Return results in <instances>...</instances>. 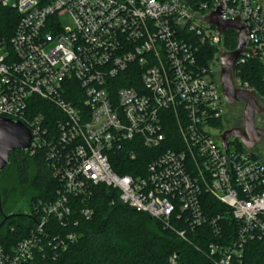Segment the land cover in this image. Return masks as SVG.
Wrapping results in <instances>:
<instances>
[{
	"label": "built area",
	"instance_id": "built-area-1",
	"mask_svg": "<svg viewBox=\"0 0 264 264\" xmlns=\"http://www.w3.org/2000/svg\"><path fill=\"white\" fill-rule=\"evenodd\" d=\"M219 3L222 19L246 27L234 66L264 64V0H14V32L0 37V117L29 129L28 150H43L58 187L33 204L26 236L0 243V264H42L66 250L99 184L179 238L204 240L209 264H243L247 241L264 242V160L239 141L223 147L216 125L225 32L200 18ZM235 73L236 87L252 89ZM116 161L134 173L116 172Z\"/></svg>",
	"mask_w": 264,
	"mask_h": 264
},
{
	"label": "trees",
	"instance_id": "trees-1",
	"mask_svg": "<svg viewBox=\"0 0 264 264\" xmlns=\"http://www.w3.org/2000/svg\"><path fill=\"white\" fill-rule=\"evenodd\" d=\"M41 3L47 0H39ZM18 15L9 6L0 5V37L10 38L14 32ZM235 33L227 30L223 36V48H235ZM205 60L212 61L216 48H205ZM236 78L255 90L264 101V64L250 59L242 65H235ZM222 119V118H221ZM221 119L216 125L219 127ZM241 148L237 139L231 140ZM118 159L130 162L123 152ZM133 162L143 164L141 156ZM132 162V163H133ZM118 173L133 174L131 167H119ZM130 165V164H129ZM58 182L53 178L51 167L43 150L30 153L14 150L9 154L8 165L0 171V243L10 248L26 236L34 224L32 207L37 201H51L55 197ZM93 209L89 220L79 219L75 227L77 239L60 251L55 258L42 264H209L204 254V240L193 238L185 241L162 222L145 212L136 211L122 203L116 190L97 185L88 201ZM209 204L220 207L209 198ZM227 221H232L230 218ZM234 225V223H233ZM243 264H264V242L249 240L245 244Z\"/></svg>",
	"mask_w": 264,
	"mask_h": 264
},
{
	"label": "water",
	"instance_id": "water-1",
	"mask_svg": "<svg viewBox=\"0 0 264 264\" xmlns=\"http://www.w3.org/2000/svg\"><path fill=\"white\" fill-rule=\"evenodd\" d=\"M221 4L211 10L208 15L200 18L207 26H214L220 34L227 30L235 33V48L224 50L218 55V82L226 105L236 102L243 103L241 126L232 127L219 134L223 147L229 139H237L247 149H252L261 139H264V129L255 125L254 116L264 114V104L259 102L254 89L236 87L234 62L240 56L247 40L246 27L238 16L222 19ZM31 142L29 129L19 120L0 117V171L9 163V154L14 150L26 152Z\"/></svg>",
	"mask_w": 264,
	"mask_h": 264
},
{
	"label": "rangeland",
	"instance_id": "rangeland-1",
	"mask_svg": "<svg viewBox=\"0 0 264 264\" xmlns=\"http://www.w3.org/2000/svg\"><path fill=\"white\" fill-rule=\"evenodd\" d=\"M9 6H12L14 4V0H9L7 2ZM58 20L61 24V26L67 30L69 28H72L73 22L71 20V17L68 13H62L58 17ZM261 102V100H259ZM243 109V103L242 102H236L230 105L225 106V112L221 119V123L219 127H217V130L225 129L228 127H237L241 126V113ZM232 144H235L232 142ZM231 144V145H232ZM261 159L264 160V155L256 153Z\"/></svg>",
	"mask_w": 264,
	"mask_h": 264
},
{
	"label": "flooded vegetation",
	"instance_id": "flooded-vegetation-1",
	"mask_svg": "<svg viewBox=\"0 0 264 264\" xmlns=\"http://www.w3.org/2000/svg\"><path fill=\"white\" fill-rule=\"evenodd\" d=\"M255 125L259 128L264 129V114L259 113L254 116ZM232 128L228 127L218 131V134H221L223 131ZM254 151L258 154L264 155V139H261L254 147Z\"/></svg>",
	"mask_w": 264,
	"mask_h": 264
}]
</instances>
